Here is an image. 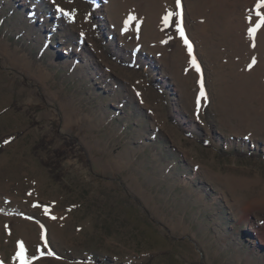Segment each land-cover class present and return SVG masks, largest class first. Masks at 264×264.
Instances as JSON below:
<instances>
[{
    "label": "rangeland",
    "instance_id": "374dc122",
    "mask_svg": "<svg viewBox=\"0 0 264 264\" xmlns=\"http://www.w3.org/2000/svg\"><path fill=\"white\" fill-rule=\"evenodd\" d=\"M0 141V264H264V0H0Z\"/></svg>",
    "mask_w": 264,
    "mask_h": 264
},
{
    "label": "trees",
    "instance_id": "16d2710c",
    "mask_svg": "<svg viewBox=\"0 0 264 264\" xmlns=\"http://www.w3.org/2000/svg\"><path fill=\"white\" fill-rule=\"evenodd\" d=\"M5 142L0 141V151L4 146ZM37 146L46 147L49 146V156L45 164L51 169L54 176L55 171L62 170V163L69 158H82L85 159V153L82 149L78 139L72 135L62 133L60 130L56 131L55 135L49 141L47 135L43 136L40 143ZM58 178L60 176L58 175Z\"/></svg>",
    "mask_w": 264,
    "mask_h": 264
},
{
    "label": "snow or ice",
    "instance_id": "6c2138e0",
    "mask_svg": "<svg viewBox=\"0 0 264 264\" xmlns=\"http://www.w3.org/2000/svg\"><path fill=\"white\" fill-rule=\"evenodd\" d=\"M60 11H63V9H60ZM21 249L22 251L19 255H20L21 260H23L24 259L23 244H21Z\"/></svg>",
    "mask_w": 264,
    "mask_h": 264
}]
</instances>
